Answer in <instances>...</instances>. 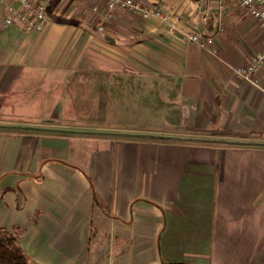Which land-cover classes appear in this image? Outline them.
<instances>
[{
  "label": "crops",
  "instance_id": "crops-1",
  "mask_svg": "<svg viewBox=\"0 0 264 264\" xmlns=\"http://www.w3.org/2000/svg\"><path fill=\"white\" fill-rule=\"evenodd\" d=\"M89 1L25 32L0 0V229L35 264H264V72L235 73L260 26L232 0H135L180 21L118 9L99 31ZM114 126L185 140L81 130Z\"/></svg>",
  "mask_w": 264,
  "mask_h": 264
},
{
  "label": "built area",
  "instance_id": "built-area-1",
  "mask_svg": "<svg viewBox=\"0 0 264 264\" xmlns=\"http://www.w3.org/2000/svg\"><path fill=\"white\" fill-rule=\"evenodd\" d=\"M56 0H10L8 13L5 18V26H18L25 32L43 31L51 22L50 12ZM104 5L106 16L112 12L122 9L131 11L143 19H155L161 23L170 21H180V17L161 6H148L135 0H98ZM247 15L253 19L262 31V49L253 55L249 63L235 69V73L244 82L253 86H261V74L264 72V0H232ZM103 31V27L98 28ZM225 25L218 27V33L224 32ZM214 35L211 33H201L194 31L187 36L192 43L203 47H212Z\"/></svg>",
  "mask_w": 264,
  "mask_h": 264
},
{
  "label": "rangeland",
  "instance_id": "rangeland-1",
  "mask_svg": "<svg viewBox=\"0 0 264 264\" xmlns=\"http://www.w3.org/2000/svg\"><path fill=\"white\" fill-rule=\"evenodd\" d=\"M57 1V0H56ZM55 1V2H56ZM83 1V0H81ZM98 1V0H96ZM93 3L92 0L89 1V3ZM98 3V7H96L94 9V11H96L97 15H98V19L99 21H95V24H98V28L99 27H103L104 28V25L109 22V20L111 19L110 17H112V13L109 14L108 16H106V11H105V8H104V5H102L101 3H99V1L97 2ZM102 7H101V5ZM71 9H76L77 8V5L71 3V5L68 7V10L67 11H71ZM73 12V11H72ZM72 19V18H71ZM78 18L77 17H73V20L72 21H77ZM91 20L92 17H91ZM99 30V29H98ZM100 31V30H99ZM256 53V52H255ZM254 53V55H255ZM92 101V100H91ZM35 127H47L49 128L47 125H42V126H35ZM80 130V129H79ZM81 130H84V131H87V132H92V131H95V133H97V135H101V136H113V135H103L101 134V132H117V133H137V134H147V135H150V136H154V137H157V138H151V140H155V141H163L160 137H164V136H174V137H178L179 135L176 134V133H171V132H166L165 130L163 129H147V130H141V131H137V132H129V131H125V130H121L120 128H116L115 126L114 127H111V128H99V129H92V128H89V129H81ZM157 130V131H155ZM99 131V132H98ZM28 132V131H27ZM32 132H36V131H32ZM116 136V135H115ZM116 137H121V138H133V137H125V136H116ZM140 139H144V138H140ZM167 141H170V140H167ZM8 231V230H7ZM10 232H13L15 233L16 235H18L17 231L14 230V231H10ZM17 241H18V238H17Z\"/></svg>",
  "mask_w": 264,
  "mask_h": 264
},
{
  "label": "trees",
  "instance_id": "trees-1",
  "mask_svg": "<svg viewBox=\"0 0 264 264\" xmlns=\"http://www.w3.org/2000/svg\"><path fill=\"white\" fill-rule=\"evenodd\" d=\"M0 264H35L30 262L13 232L0 229Z\"/></svg>",
  "mask_w": 264,
  "mask_h": 264
},
{
  "label": "water",
  "instance_id": "water-1",
  "mask_svg": "<svg viewBox=\"0 0 264 264\" xmlns=\"http://www.w3.org/2000/svg\"><path fill=\"white\" fill-rule=\"evenodd\" d=\"M10 129L22 130V131H36V132H58V133H73V131L65 130V129H57V128H45V127H32V126H9ZM103 135H113V136H125V137H133V138H157L154 136H150L147 134H137V133H117V132H101ZM162 140H170V141H182L185 140L182 137H174V136H164L160 137ZM197 140V139H196Z\"/></svg>",
  "mask_w": 264,
  "mask_h": 264
}]
</instances>
